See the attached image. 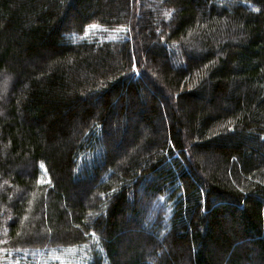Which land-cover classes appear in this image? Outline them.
Here are the masks:
<instances>
[{
    "label": "trees",
    "instance_id": "obj_1",
    "mask_svg": "<svg viewBox=\"0 0 264 264\" xmlns=\"http://www.w3.org/2000/svg\"><path fill=\"white\" fill-rule=\"evenodd\" d=\"M4 224L37 264H264V0H0Z\"/></svg>",
    "mask_w": 264,
    "mask_h": 264
},
{
    "label": "rangeland",
    "instance_id": "obj_2",
    "mask_svg": "<svg viewBox=\"0 0 264 264\" xmlns=\"http://www.w3.org/2000/svg\"><path fill=\"white\" fill-rule=\"evenodd\" d=\"M149 2V1H148ZM121 14H124V12H121ZM96 27H90L88 30V35L94 37V38H98L99 40H114L117 39L123 35H125L126 33H130V31H128V27H122V28H118L117 30H108L105 29L104 27L101 26H97ZM155 43V42H154ZM173 57V62L176 63V59L175 56L172 54ZM182 63V62H181ZM157 80L160 82V77H157ZM147 90L149 92H155V88L153 85H151L150 82H147ZM142 129H145V124L140 123ZM141 145V144H140ZM138 145V146H140ZM126 147V145H125ZM125 147L122 149H118L119 153L121 154V158L124 159L125 157L123 156V154H125ZM141 151L144 150V148H140ZM84 161H87V159H85ZM82 161V163H78L79 167L78 169L72 171V173H75L77 175V178L81 180H83V175L84 173H86V164L85 162ZM89 165V161H87V166ZM81 167V168H80ZM85 179H91L89 177H85ZM102 181H106L104 178H102ZM90 189V185L89 183H83L79 186V189L77 191V193L79 195H81V197H84L86 193H88V190ZM76 197V196H75ZM153 209V208H152ZM152 212V211H151ZM10 215V213H8V216ZM153 216L150 217V219L148 218L147 222H152ZM8 220V221H7ZM5 220L6 223L8 224V222L10 221V217ZM5 224L3 225V230L2 232H0V238H2V236H4L6 234L5 230ZM149 228H147L148 231ZM150 231V230H149ZM96 234V233H95ZM87 238L90 240L92 245H97L99 248H101L102 244L101 241L98 242L99 240V236L96 234L95 237H91L90 234H87ZM83 247H79V248H75L76 252H73V249H56L57 251L54 252V254L52 256H50L45 264H83V262H81L79 260V258L81 256H83L82 253V249ZM47 248L46 247H35L32 244H26L25 247H23L22 249L18 250V249H14V250H8L7 247H2L0 246V259L4 260L6 264V262L9 260L10 254H14V260H15V264H37L42 255L46 252Z\"/></svg>",
    "mask_w": 264,
    "mask_h": 264
},
{
    "label": "snow or ice",
    "instance_id": "obj_3",
    "mask_svg": "<svg viewBox=\"0 0 264 264\" xmlns=\"http://www.w3.org/2000/svg\"><path fill=\"white\" fill-rule=\"evenodd\" d=\"M91 27H96L95 25H92ZM93 235H95V233H93Z\"/></svg>",
    "mask_w": 264,
    "mask_h": 264
}]
</instances>
